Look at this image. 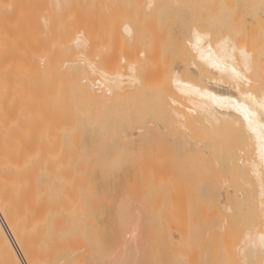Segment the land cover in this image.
<instances>
[{"label":"bare ground","instance_id":"obj_1","mask_svg":"<svg viewBox=\"0 0 264 264\" xmlns=\"http://www.w3.org/2000/svg\"><path fill=\"white\" fill-rule=\"evenodd\" d=\"M24 1H23V3L26 4L25 5L26 7L28 5H30V4H27L26 1L25 2ZM40 1H39V3H40ZM50 1H52L55 9H59V7H60V9L62 8V5H60L61 0H50ZM73 1H75V0H73ZM155 1L154 0H146L145 9L149 10L151 8V6H153V3ZM176 1H178V0H176ZM176 1H173L174 5L179 2V1L178 2H176ZM194 1H196V0H194ZM214 1L215 0H212V2L214 4H211L212 2H211V0H209L210 3L207 4V5L211 4L210 8H212V9L211 10L209 9V12L211 14L212 13L216 14L219 11V10L217 11V9H215L216 7L219 8V4H218L219 1L218 0H216L218 2H214ZM232 1L234 2V0L224 1V3L226 2L225 4H227V5L220 2L223 4V5L222 4L220 5V9L222 7L223 11L222 12H220L221 10L219 11L220 14L222 13L221 17L218 16L219 18H222V23L220 24L221 26L220 25L219 26L222 27V29L224 31L222 30L223 31L222 32L217 28L218 29L217 31L220 32L219 33L220 35L215 34L216 38H215L214 32L217 33V31L214 28H216L218 25L215 26L214 23L210 24V25L213 24L212 25L213 28L211 30V31H213V33L209 30L211 32V33L210 32L209 33H210V35L212 34L211 35L212 37L209 34H207V32H205V31L201 32L200 30H196V29L192 28L193 32H191L192 33L191 39H189V40L187 39V41H186L187 47H185V49L186 48L189 49V51L188 50L187 51L191 52L192 54H190L184 50L186 53H188V55L189 54H190V56L192 55L191 59L189 60L190 64H188V65H190V68L187 66L189 69L186 68V66H185L186 62L183 63L185 66V69L183 66L182 71L183 72L187 71L186 74H185V72L183 74L180 73L181 70L177 68V69H175V71L173 73H170V75H169L170 77L167 76L169 80H166L167 79L166 78L165 82H164V80H162L159 77L163 81V83H161L159 81L160 79H158V80L156 78L152 79V81H153L152 83L156 82V80H157V82H160V84H163V85L168 82V87H167L168 89L166 88L167 93H165V92L163 93L161 91H158V93L161 92L162 95L163 94H165V95L158 96V94H157V96H158V98H156L157 103L155 102V104L153 103L154 105L153 104L152 105L154 107H156L158 109V112L166 120H168L170 122L169 125H171V127H169V129H168V134H169L170 138L174 137L173 140L177 138L178 143L175 142L176 144H179V143L181 144V142L183 143V141H185L186 143H184V144L185 145L187 144L188 147L191 149L190 150L187 146H184V144L181 145V147L183 146L184 149L181 147L179 149H183L182 151H184L186 148H188V149H186L188 152H185L186 151L185 150L183 154H187V156H189L188 154H190V156L194 157V155L197 154V152H198V154L201 156V157L199 156L201 158V159L200 158L199 159L203 162L204 168L203 167L202 168L206 171L205 177L208 179L209 184H211L212 182H214V183L216 182L215 185L217 183H220V186L221 185H223V186L229 185V186H236L237 187V186L242 185L243 188H244V186H246L245 187L246 189H247V186H250V187L256 186L258 191L256 189L255 190L258 192V195L256 194L255 196H263L264 195V0H251V2H250L251 3V8H249L251 11L250 15L252 16V22H253V24H255V27H251L249 25V27L251 28V31H254V32H252L250 34L249 38H252L251 39L252 45L248 44L249 45L248 48H247V43H245L246 47L243 44L244 42H242L243 45L236 44V43H239L238 41H240V39L243 41V39H242L243 36L242 35L239 36L240 37V39H239L238 34L235 32L236 28L239 31L238 27L240 24H239V20H238L239 25H238V27H235V26H237V24H236V17H237L236 11L237 10L234 9V7H230L232 5ZM246 1L248 2V0H246ZM20 2H21L20 0H0V264H59V263L65 264L69 260L68 258H70V257L71 258H73V257L77 258L78 257V256H76V255H78V254H76L77 253L76 249L79 250V248H80L79 243H77V240L79 242L81 239L79 237V239H76V243L78 245L75 244L78 246V248H73V249H75L76 252H73L74 250H72V251L70 250V253H68L69 251L67 252V250H68L67 248H69L71 246L70 244H73V242H75V239H74V240H72L73 241L72 243L68 244V242L71 241V240H69V237H68L70 235L69 234L70 229H71V231H73L72 230L73 225L76 224L74 222L81 217L80 216L81 212L85 213V211H87V207H86L87 201L88 200L90 202L93 201V204H94L95 197H96V188L97 187H96V183H95L96 181L95 180L97 178L95 179V177L92 176V174H93L92 172H94V171H92V167L88 166L90 169L87 168V170L89 169L90 171L89 170L87 171L86 168H85V170H83V167H84L83 164H82L83 165L82 169L81 168L75 169L76 166L73 164V162H74L73 159H72L73 162L71 163L73 166L70 167L69 163H68V162H71V161H69L70 159H68V157L71 154L70 152H72L71 148H73V146L75 148V151L73 149V151L75 153L78 152L77 149L79 148V146H80L81 150H82V147L84 148L85 143L81 140V137H80L82 130L86 127V126L83 127V124L85 123L88 127L92 128V130H91V135H92L91 142L92 143L91 142L90 143L92 144V148H93V152H94L93 156L96 157V160L93 162L95 164V167H96V165L97 166L99 165V167H98V169H99L100 166L102 167L103 160L104 159L106 161L108 160L109 166H110V169H109L110 173H109L108 180L110 182L112 181L111 182L112 185H110V184L109 185H110V187L111 186L112 187H118L119 189L123 188L125 186H128V185H129V188H131L133 185H135V182L140 181V180L143 182L144 181L146 182L148 180L154 179L152 181V182H154L155 179H158L155 177L150 178L149 177L150 172L148 173V175L146 174V172L148 170L147 167L148 168L151 167V165L149 166V164L151 163L150 161L152 160V159H148L149 160L148 162H150V163H148V166L146 165L147 167L144 166L145 165L144 161L146 160L145 157H147L148 155L144 156V154H143V156H144L143 159H145V160L142 159L143 162H140V164H143V166L146 168L145 172H143L144 169H141V171H142L141 175L139 174V170H138L139 168L137 169L133 166L130 168L128 166L129 164H127V161H128L129 155L133 154L135 151L138 154H141L140 152L143 151L142 148L145 147L146 145L148 146V147L146 146L147 147V150H146L147 153L150 152V154H151V151L154 150V147L156 146V143H157L156 137H158L157 135H160L159 133L163 129H159V127L155 123V121L160 117V116L156 117L157 119L155 120V117H153V112L155 114L156 111H153V112L148 111L147 112L146 110L145 111L141 110L143 108L144 102L147 100V98H148L147 96L149 94L148 95L146 94L147 96H144L146 93L145 90H144L145 91L144 94H142L143 92L141 93V88H142L141 85H143V83H141V79H142L141 77H144V76L142 73L136 72L137 67H135V64L137 62L135 64L130 62L127 65V71L129 72L127 75H125V73H123V75H120L117 73L113 74L112 68L110 71L111 73L107 72L108 69H107V71H104L103 70V67H104L103 64L99 63L98 61H97L98 62L97 63L95 61L96 59L93 60L92 58H90L91 57L90 56L89 61L91 59L92 62L93 61L96 62V63L93 62V64L95 63V64H98V66H99V67L98 66L96 67L97 69L93 68L96 65L92 66L91 63H90L91 65H89L88 62L85 63L87 61L86 57H88V56L83 58L84 56L81 55L83 60L80 61L82 58H80V54H79L78 55L79 58H76V56H74V58L76 59V62L80 61L79 63H81V62H82L81 64L84 63L85 65H83V69L85 68L84 66H87L86 69H88V67L91 68V69L90 68L88 69V72L85 70L88 74L86 73L87 75H84L85 71L82 72L83 69L81 70L78 62L77 63L74 62L73 57H72L73 60H71L72 63L70 62L69 59H71V58H69L67 55H70L71 52L70 53L67 52L69 54L65 53L67 59L64 57L65 56L64 53L60 57V54H61V53H59L60 49L58 50L56 48L58 50V51H56L55 50L56 45H54V47L52 46L53 49H51V47L49 49L55 50L56 53L57 52L59 53V54H57V58L60 57V59L59 58L55 59V57L51 55L52 51L50 52L51 57L49 55H47L49 52L47 53V51H46L48 49V47L45 46V42H46V41L44 42L45 38L42 41H41L42 38H39L38 41L35 39L32 40L31 36L35 35L34 37H36L37 35L42 34V28L44 27L43 26L44 21L42 22V21H40V19H38L39 23L42 22L43 27L41 26V24L39 25V23H38V26L33 28V25L37 24L36 20L33 21V19H35V16L32 19L31 17L33 15H31V17H30V13L27 11L28 8H25L26 9L25 10L23 8L24 4L23 3L21 4ZM29 2H31V0L28 1V3ZM36 2H38V1H36ZM46 2H44V3L47 4L48 2L47 3ZM181 2H183V0ZM235 2H236V0H235ZM70 3L68 5V7L71 6ZM198 3H199V1H198ZM61 4H63V3H61ZM66 4L67 3H65V5ZM197 4H195L196 7H198ZM32 5H34V4L32 3L30 6H32ZM36 5H38V3H36ZM36 5H34V6H36ZM106 5H107V3H106ZM179 5H177V7ZM214 5H216V6H214ZM224 5H225V9L223 8ZM228 5H230V6H228ZM34 6H32L30 8L32 9ZM183 6H185V5H183ZM188 6H190V5H188ZM188 6H187V8H188ZM190 7L192 8V6H190ZM37 8H39V7H37ZM46 8H48V7H46ZM49 8H50V6H49ZM213 8L217 12L214 11ZM70 9H72V8H70ZM70 9H68V10H70ZM185 9L183 7V10H185ZM33 10H34V8H33ZM65 10H67V9H65ZM205 10H206V8H205ZM48 11L50 13V10H48ZM31 12L35 13L33 11H31ZM61 12L63 13L65 11L63 10ZM61 12L60 13L58 12V13L61 14ZM43 13H42V15H43ZM65 13H67V12H65ZM210 13L209 14L207 13V15H210ZM52 14H53V12H52ZM42 15H41V17H44V15L43 16ZM49 15H51V13ZM49 15H48V17H49ZM205 15H206V13L204 11L203 16H205ZM212 15H210L208 17L211 18V19L210 18L209 19L212 20V22H214V20L216 18L212 19L213 18ZM216 15H215V17H216ZM74 16H76V15H74ZM48 17H46V18H48ZM42 20H45V19H42ZM55 20H56V18H55ZM86 21H84V22H86ZM90 21H89V23H90ZM204 21H205V19H204ZM34 22H36V24H34ZM208 22L209 21H207V23ZM46 23H48V22L46 21ZM52 23H53V21H52ZM55 23H56V21H55ZM31 24H33L32 25V28H33L32 33H36L37 35L36 34L32 35ZM53 25H54V23H53ZM203 26L207 27V25H203ZM198 27H196V28L198 29ZM45 28H47V26H45ZM77 29H79V28H77ZM89 29H91V28H89ZM94 29H95V27H94ZM208 29H210V28H208ZM255 29H257V30H255ZM34 30H36V32H34ZM44 30H43L44 34L49 33V31H47L45 33ZM46 30H51V29L49 27V29H46ZM63 30H65V28ZM241 30H243V29H241ZM77 31H78V33L81 32L79 30H77ZM88 31H90V30H88ZM123 31L127 35H130V33H132L131 29L127 25H124ZM198 31H200V32H198ZM55 32H57V31H55ZM65 32H66V30H65ZM50 33H52V32H50ZM58 33H59V31H58ZM60 33H62V31ZM80 34H79V36H80ZM63 35H62V38H64ZM76 35L78 36V34H76ZM243 35H244V33H243ZM209 36L211 37L210 39H209ZM213 36H214V39H213ZM37 37H36V39H37ZM236 37H238L237 38L238 41L236 40ZM48 38H50V37L48 36ZM59 38H60V36H59ZM215 39H217V40H215ZM47 40H49V39H47ZM213 40H215V41H213ZM34 41H36V42H34ZM40 42H44V44H42ZM53 42H54V40H53ZM66 42H64V43H66ZM73 42H74L73 44L77 45V47H78V45H82V42H84V41L78 37V38H75ZM95 44H97V42H95ZM62 45H63V43H62ZM185 45H183V46H185ZM58 46H59V42H58ZM92 46H91V48H92ZM183 46H182V49H183ZM45 47H47V48H45ZM65 47H66V45H65ZM73 47H75V46H73ZM80 47H82V46H80ZM74 49H73V51H74ZM81 50H79V51H81ZM61 52H62V49H61ZM63 52H64V50H63ZM185 52H184V57H185ZM53 53H54V51L52 52V54ZM182 53H183V50H182ZM87 55H89V53H87ZM188 55L185 57L186 59H187V57H189ZM100 56H102V57H100L99 61L105 55L100 54ZM52 57H54V58H52ZM62 57H63V60L65 59L68 62L67 61L62 62L61 61ZM136 58H138V57H136ZM58 60H60V62ZM84 60H85V62H84ZM97 60H98V58H97ZM132 60H134V59L132 58ZM137 60L139 61V58ZM143 60H144V58H143ZM61 62H62V64H61ZM103 62H105V60ZM106 62L109 64L108 61H106ZM143 63H144V61H143ZM181 63L182 62H180L179 64H181ZM141 64H140V66H141ZM178 66L180 67V66H182V64L178 65ZM108 67L110 70V65ZM138 68H140V67H138ZM142 68L143 67L141 66V69ZM141 69H140V71H141ZM78 70H81V71H78ZM80 72H82V73L79 74ZM114 73H115V71H114ZM137 73L142 74L140 77L141 79H139V76ZM88 75H89V77H88ZM143 82H144V80H143ZM258 84H260L261 85L260 87L263 88V89H261V96H258L255 94V92H253L255 86ZM153 85L154 84H152V86ZM158 86H159V84L157 85L156 88H158ZM163 88H161V89H163ZM146 90H148V89H146ZM153 91H154V89H153ZM156 91H157V89H156ZM155 93H157V92H155ZM153 96H151V97L153 98ZM151 97H150V100H152ZM153 101H154V99H153ZM152 105H151V107H152ZM148 106H146V107H148ZM147 110H149V109H147ZM152 117H153V119H152ZM162 133L166 134V131L163 130ZM68 135H73V137H76L77 139H79L80 144H78V145L73 144L71 147L68 144L64 143L66 141V139L69 138V137H67ZM85 135H86V133H85ZM87 135H89V134L87 133ZM150 139H151V142H150ZM67 140H70V138ZM170 140H172V139H170ZM143 141L144 142L148 141L151 145H148L147 143H146V145L139 144V143H144ZM179 141H181V142H179ZM70 142H69V144H70ZM72 142H73V140H72ZM72 142H71V144H72ZM74 143H78V142L74 141ZM117 143L120 144V146L125 145L126 147H128L129 150H123V151L117 150V149H120V147H119V145H117ZM152 143H154L155 146ZM171 143H174V142L172 141ZM116 145L119 148H115ZM138 145H143V147H141V151H140V148L137 147ZM76 146H78V147L76 148ZM122 146H121V148H122ZM178 146L179 145H177V147ZM144 149H146V148H144ZM105 150L106 151L108 150V151L106 152ZM192 150L196 151V153L193 155H191L193 153ZM173 151H174V149H173ZM190 151H192V152H190ZM174 152H177V151H174ZM75 153H72V154L75 155ZM107 153H108V156L103 157L104 155L106 156ZM77 154L75 155L76 158H78ZM80 154L81 153H79V156H80ZM74 155H72V158ZM155 156L157 157V155H155ZM174 156H177V155H174ZM178 156L181 157L182 155L178 154ZM196 156L197 155H195V157ZM141 157H142V155L139 158H141ZM148 157L150 158V156H148ZM151 157H152V154H151ZM136 158L137 157L135 156V159ZM178 159H180V158L178 157ZM76 160L81 161L83 163V160L75 159V162H76ZM188 160H190V159L188 158ZM190 161H188V164L190 163ZM193 161H194V159L192 158V162ZM134 162H136V161H134ZM153 163H154V161L152 162V164ZM184 164L186 165V163H184ZM201 164L202 163H200V165ZM78 165L80 167L81 164L79 163ZM156 166H157V164H156ZM72 167H74V168H72ZM157 167H159V166H157ZM157 167H156V170H157ZM188 167H186V168H188ZM140 168H142V167H140ZM152 168L153 167H151V169ZM159 169H160V167H159ZM167 169H169V168H167ZM203 169H202V171H203ZM154 170L152 169L151 171L154 172ZM161 170L163 171V169H161ZM157 171H155V174H157L155 176H158V174H159V173H156ZM205 171L202 174L203 176H204ZM158 172H161V171H158ZM165 172H167V171H165ZM151 174H153V175H151V177L154 176V173H151ZM172 174H173V172H172ZM163 176H166V175L164 174ZM187 176H189V174ZM195 176H196V174H195ZM100 177H102L105 180V178H104L105 176H103V174H101ZM189 178H190V176H189ZM196 178L198 179V177H196ZM199 178H200V176H199ZM103 179H102V181H103ZM193 180H194V178H193ZM141 181H140V183H141ZM130 183H133L132 186L130 185ZM154 184L155 183H153V185ZM143 185L145 186V183ZM97 186H99V185H97ZM135 186H137V185H135ZM199 188L201 189V187H199ZM205 188H206V185H205ZM205 188L203 189L204 192L209 190V189L205 190ZM218 188L219 187L217 186L215 188V190ZM212 189H214V188L212 187ZM143 190H144V188L142 189L141 192H143ZM249 190H250V188H249ZM99 191H100V189H99ZM216 191H220V190L218 189ZM221 191H222V188H221ZM226 191H227V187L225 189V192ZM174 192H176V191H174ZM240 192H241V189H240ZM242 192L244 193V191H242ZM255 192H253V193H255ZM131 193H133V192H131ZM171 193H173V191ZM181 193H182V191H181ZM211 193L212 192L210 191L209 194H211ZM212 194H214V193H212ZM232 194H234V193H232ZM99 195H101V194L99 193ZM133 195H136V194H133ZM155 195L152 197L154 198ZM179 195H181V194H179ZM201 195L202 194L200 193L199 196H201ZM239 195H240V193H239ZM98 196L96 197V200H98V199L100 200L101 198L103 200V197H101V196H103V194L101 196H99L100 198H98ZM181 196H182L181 198H179V197L178 198L182 199L183 195H181ZM203 196L208 197V196H205V194H203ZM217 196H215L216 199H217ZM219 196H221V195H219ZM210 197H212V196H210ZM105 198H106V195H105ZM212 198H214V197H212ZM219 198L220 197H218V199ZM242 198H243V196H242ZM201 199H202V197H201ZM239 199H241V198H239ZM256 199H257V197H256ZM108 200H110V199H108ZM232 200H233V198H232ZM258 200L259 199H257V201ZM155 201H157V204H158L157 198ZM225 201L229 202L228 199ZM252 201H253V199H252ZM262 201H264V200H262ZM126 202H129V201L126 200ZM238 202H240V201H238ZM255 202H256V200H255ZM105 203H106V201H105ZM181 203H183V202H181ZM181 203L179 200L178 204L181 205ZM216 203H218V202H216ZM259 203H260V201H259ZM261 203H264V202H261ZM125 204L126 203L124 202V205ZM155 204H156V202H155ZM155 204H153V205H155ZM220 204H222V203H220ZM108 205H109V203H108ZM133 205H134V203H133ZM153 205H151V206L153 207ZM217 205L219 207V203ZM121 206H123V204ZM128 206H130V205H128ZM135 206H138V205H135ZM182 206H183V204H182ZM222 206L219 208L220 210H221ZM257 206H260V205L258 204ZM262 206H264V204L261 205V208H262ZM125 207H126V205H125ZM132 207H126V208L130 211V209ZM200 207H203V206H200ZM92 208H94V207H92ZM122 208L123 207H121V209ZM133 208L136 209V207H133ZM224 208H225V206H224ZM249 208H251V206ZM205 209H206V207H205ZM263 209H264V207H263ZM118 210H119L118 213H120L121 212L120 209H118ZM132 210H134V209H132ZM140 210H143V209H140ZM227 210H228L227 208H226V210H223V208H222V212H225V211L227 213H228V211L230 212V210H228V211ZM253 210H254V208H253ZM181 211H179V212L181 213ZM184 211H185V209H184ZM249 211H251V210H249ZM130 212H134V211H130ZM145 212H146V210L144 211V213ZM164 212H165V210H164ZM216 212L218 213V211H216ZM252 212H254V211H252ZM257 212H261V211H257ZM126 213L127 214H125V212H124L125 217H126V215L129 214L128 211H126ZM137 213L140 214L139 211H137ZM220 213L221 212H219V215H220ZM225 213H223V214H225ZM241 213L243 214V211ZM209 214L211 215V213H209ZM244 214L246 216V213H244ZM256 214H258V213H256ZM122 215H120V216L122 217ZM219 215H216V213H215L216 217ZM260 215H262V214H260ZM260 215H258L259 216L258 220L262 219ZM128 216L131 217L132 215L131 216L128 215ZM147 216L149 217V214ZM152 216L150 214V217H152ZM169 216L170 215H168V217ZM213 216L214 215H211L208 217L212 218ZM215 216L212 219H214ZM121 217H120V219H121ZM127 217H126V219L128 220L129 217L128 218ZM140 217L141 216L138 215L139 219H140ZM148 217H147V219H148ZM183 217H184V215L181 216V219ZM204 217L202 216V218H204ZM208 217H207V219H208ZM219 217H217L216 219L219 220ZM262 217L264 218L263 215H262ZM88 218H90V217L88 216ZM88 218H86V221ZM117 218H118V216H117ZM138 218H135V220ZM152 218H153V220L151 219V221L153 222V224H154V221L157 222V220H154V217H152ZM164 218H166V217H164ZM241 218H244V217H241ZM80 219H82V218H80ZM120 219L118 218L117 220H119V222H120ZM139 219H138V221H139ZM184 219L185 218H183L182 221ZM130 220H132V219L130 218ZM130 220H128L126 222V220L124 219L125 226L126 225L129 226L131 224V223L126 224ZM135 220L132 222L133 223L135 222L138 224V222H136L137 220L136 221ZM226 220H228V219H226ZM83 221H84V225H85V223L89 222V221L86 222L85 219ZM182 221H181V223H182ZM231 221H232V218H231ZM92 222H93V220H92ZM141 222H142V219H141ZM211 222H213V224L215 222V224H214V225H216L215 227H218L217 225L219 224V221L211 220ZM216 222H218V224ZM256 222H259V221L256 220ZM262 222H263V226H262L263 229L262 230H264V220L263 219L261 220V223ZM79 223L76 225L80 226L81 224L79 225ZM143 223H144V220H143ZM171 223H172V227L177 231L178 226L174 227L172 221H171ZM137 224H133V226L134 227L136 226L137 228L140 227L139 226L140 224H138V225ZM150 224H151V222H150ZM203 224H207V223H203ZM209 224H211V223H209ZM234 224H235V222H234ZM131 225H130V227H131ZM145 225H146V223H145ZM145 225L143 226V224H142V227L145 228ZM255 225H256V223H255ZM122 226L124 228H128V227H125L124 225H122ZM122 226H119V227L121 228ZM170 226L171 225L168 226L169 229H170ZM204 226H206V225H204ZM210 226L212 229L215 228V227H212V225H210ZM136 227H135V229H137ZM181 227H184V226H181ZM228 227H231L230 224ZM228 227H227V229H228ZM102 228H99V229H102ZM120 228H119V230L121 232H123L124 231V230L122 231L123 228L122 229H120ZM149 228H151V227H149ZM202 228H203V226H202ZM239 228L240 227H238V229ZM256 228H259V227L257 226ZM99 229L97 230L98 232L102 231V230L99 231ZM139 229H143V228H139ZM139 229H137L136 231L134 230L133 233L137 232L140 234ZM218 229H219V227H218ZM218 229H216V231ZM227 229H226V231H227ZM80 230H81V228H80ZM175 230H174V232H175ZM179 230H182V231H179L180 233L178 232L179 235L181 234V232H182L181 235H183L185 233L184 232L185 229L183 230L182 228L181 229L179 228ZM204 230L205 229L203 228V231H202L204 233L203 235H205V237H208V236H206ZM214 230H212V231H214ZM243 231L245 232V230H243ZM249 231L250 230H248V231L246 230L247 235H245L246 233L243 234L245 236L241 235V236H243L241 240L242 241L244 240V242H245V245L243 246V251H244V249L246 250L247 248L250 250L251 253L256 251L255 254L257 257H258L257 250L260 251L262 254V255H259L262 257V259L260 257V260H261L260 264H264V232H262L260 230L261 232L257 231V233H255L252 230V232H254V234L250 231L253 235H248ZM156 232H158L160 234L159 231H156ZM171 232H173V231H171ZM123 233H125V232H123ZM123 233H121V234L124 235ZM137 233H136V235H137ZM214 233H215V231H214ZM240 233H242V232L240 231ZM126 234H127V232H126ZM143 234L145 235V233L141 234L142 239H143ZM211 234H212V232H211ZM216 235L217 234H215V236ZM77 237H78V235H75V237H73V238H77ZM81 237H83V235ZM125 237H126V235H125ZM130 237L132 238V236H130ZM137 237L136 238L133 237L136 240V243H137V240L141 238L140 235H139L140 238L138 237V239H137ZM183 237H184V235H183ZM239 237H240V234H239ZM189 238H190V236L188 237V241L190 242L191 239H189ZM212 238H213V236H212ZM234 238H233V240H235ZM202 239H204V238L202 237ZM124 240L129 241V238L124 239ZM132 240H130V241H132ZM233 240H232V243H233ZM241 240H238V238H237L236 242L238 244H240V242H238V241H241ZM223 241H224V246H226L225 243H228L229 240L227 241V239H225ZM230 241H231V239H230ZM242 241H241V243H242ZM142 242H144V241H142ZM151 242L152 241H150V243ZM123 243H121L120 248L121 247L123 249L125 248V250L126 249L128 250L129 246L131 244H133L134 247L139 246V244L138 245L134 244L132 241L130 245H126L125 247H123ZM126 243H128V242H126ZM126 243H124V245ZM138 243H140V242H138ZM232 243H230V244H232ZM80 244H81V242H80ZM202 244H203L202 246L204 247V242ZM65 245L68 247H65ZM90 245H92V244H90ZM140 245H142V244L140 243ZM236 245L234 243L233 247H235ZM241 245L242 244H240V246ZM74 246H71V247H74ZM127 246H128V248H126ZM145 246L147 247V243ZM150 246H152V244ZM231 247H232V245H231ZM90 248H92V247H90ZM120 248H119V250H120ZM130 248H132V247L130 246ZM175 248H176V246H175ZM226 248L228 249L229 246L227 245ZM240 248H242V246ZM240 248H238L237 251H238V253H239V251L241 252L238 255H240L239 258H241V259L244 258V259H242L243 261L245 260L244 264H248V263L251 264L250 260L253 261L252 262L253 264L257 263V262H255V258L257 259V257L254 258L255 255L252 254L253 257L250 256L252 259H254V260H252L249 257V255H251V253H248L249 255H246L247 254L246 251H248V249L245 252H243L242 249L239 250ZM17 249L19 250L20 254L17 251ZM62 249L63 250L65 249L64 253H63ZM84 249L86 250V248H84ZM123 249H121L122 252H123ZM135 249H138V248L135 247ZM141 249H143V248H141ZM171 249H173V248H171ZM60 251H62V252H60ZM87 251L90 255V252H89L90 249ZM95 251L96 250L94 249V254H95ZM191 251H194V250H191ZM59 252L65 256H66V254H69L66 256L67 260L65 262L60 260V259L64 260L65 258H62L63 255L60 256L61 254H59ZM115 252H116V249H115ZM115 252H113V253H115ZM143 252H144V249H143ZM72 253L75 255H73ZM84 253H83V255H84ZM127 253H128V251H127ZM132 253L134 254V250H133V252L131 251L130 254H132ZM186 253H187V251H186ZM230 253H231V255H233L231 249H230ZM242 253L243 254L245 253L244 255L246 256V258L244 255H243V257H241ZM71 254L73 255V257ZM181 254H182V252H181ZM258 254H260V253H258ZM51 255H55L54 256L55 260L53 258H51ZM89 255L87 257L90 260L91 258L89 257ZM121 255H123V254H121ZM121 255L119 252L118 258H120ZM126 255H127L126 259H128V256H129L128 254L124 253L123 256H126ZM188 255L189 254H187V260L190 262L191 259H190V257H189L190 260L188 259ZM231 255H230V257H228V258H230L229 260L231 261V263H233V261H234L233 264H236L237 260L236 261L231 260L232 259ZM238 255H234V256H237V258H238ZM97 256H95V257L99 258V256L98 257ZM108 256H110V254H108ZM108 256H105V257H108ZM123 256H122V258H123ZM131 256L132 255H130L129 259L131 258ZM141 256H143V255H141ZM144 256H147V255L145 254ZM95 257H93V252H92V259L91 260L95 261L96 260ZM114 257H116V256H114ZM114 257H113V259H114ZM192 257H195V255ZM146 258L148 259V256ZM167 258H168V256H167ZM239 258H238V261H240ZM248 258L250 260H248ZM102 259H100L101 261L98 259L99 263H101V264H102ZM107 259L109 260V257ZM107 259H103V260L105 261ZM116 259H117V257L115 258V260H112V262H114V261L116 262ZM234 259H236V258H234ZM59 260L61 262H64V263H61ZM71 260H69V261L71 262ZM85 260H86V258H85ZM120 260H121V258H120ZM142 260L145 261V259H143V257H142ZM195 260H197V259H195ZM195 260H191V261L194 262ZM247 260H248V263H247ZM258 260H259V258H258ZM75 261H72L71 263L69 262V264H72L73 262L75 263ZM104 261H103V264H104ZM129 261L126 260L125 262H128L126 264H129V263L133 264L132 259ZM243 261H240V262H243ZM78 262L79 261H77V263ZM91 262L92 261H89L87 263V260H86L87 264H89ZM117 262H119V260H117ZM137 262H138V260H137ZM145 262L147 263L148 261H145ZM197 262H199V261H197ZM200 262H202V261H200ZM240 262H238V264ZM120 263H123V261H121ZM78 264H81V263H78ZM95 264H98L97 261H95ZM111 264H113V263H111ZM138 264H139V262H138ZM142 264H143V262H142ZM187 264H188V262H187ZM207 264H210V263H207Z\"/></svg>","mask_w":264,"mask_h":264},{"label":"rangeland","instance_id":"obj_2","mask_svg":"<svg viewBox=\"0 0 264 264\" xmlns=\"http://www.w3.org/2000/svg\"><path fill=\"white\" fill-rule=\"evenodd\" d=\"M21 2V4L23 3V1L24 0H20ZM26 1V3L27 4H34V5H36V3H38V5H36L37 7H39V8H37L36 6H34V5H32V6H34L33 8H34V10H33V8L31 9L30 7H32V6H30V5H28L27 7L25 6L26 4L25 3H23L24 4V9L25 8H28L27 9V11L30 13V17H31V15H33L31 18L33 19L34 18V16H35V19H33V21L34 20H36V22H37V24H36V22H34V24H36V25H33V24H31V33H32V29L33 28H35L36 26H38V23H39V21H38V19H40V21H44L43 22V26H42V22L41 23H39V25L41 24V26L43 27L42 28V34L41 35H37L36 33H32V35H34V34H36L37 36V39H36V37H34V36H31V38H32V40H37L38 41V39L39 38H42L41 39V41L42 40H44V38H45V40H44V42H45V46H47L48 47V49L51 47V49H53L52 48V46L54 47V45H56L55 46V50L56 51H58L59 49V53H61L60 54V57L63 55V53H64V57L66 58V54L65 53H67V52H71L70 53V55H67L69 58H71V59H69L70 60V62L72 63V61L71 60H73L72 59V57L74 58V56H76V58H79L78 57V55L80 54V58H82V56H84L83 58H85L86 56H88V57H86L87 58V61L85 62V60H84V62L85 63H89V65H91L92 64V66H94V65H96L95 67H93V68H96L97 66H98V64H95L97 61L99 62V63H102L103 64V70L104 71H107V69H108V71L107 72H110L111 71V68H112V72H113V74H120V75H123V73H125V75H127L129 72L127 71V65L130 63V62H132L133 64H135L136 62V64H135V67H137L136 68V72H139V73H142L143 74V76L144 77H141V75L142 74H139V73H137L138 74V76H139V79H141V83H143V85H141L142 86V88H141V93L142 94H144L145 93V91H146V93H145V95L144 96H147L148 94L150 95H148L147 97V100L144 102V106H143V108L141 109V110H146L147 112L149 111V112H153V111H156L155 112V114H154V112H153V117H155V120L157 119L156 117H159L156 121H155V123H156V125L159 127V129H163L164 131H166V134H163L162 133V131L163 130H161L160 131V135H157L158 137H156L157 138V143H156V146L154 145V143H152L155 147H154V150H152L151 151V154H152V157H151V154H150V152L149 153H147V145H146V143L148 144V145H151L148 141L146 142H144V143H139V144H143V145H146L145 147H143V145H138L137 147L138 148H140V151H141V147H143L142 148V152H140L141 154H138L136 151L133 153V154H130L129 155V157H128V161H127V164H129L128 166L131 168L132 166L133 167H135V168H139L138 170H139V174L141 175V173H142V171H141V169H144V171L143 172H145L146 171V168L145 167H147L148 166V163H150L149 164V166L151 165V167H153L152 169L154 170V172L153 171H151L152 169H151V167L150 168H148L147 167V172H146V174L148 175V173L150 174L149 175V177L150 178H153V177H155V178H158V179H155V181L154 182H152L154 179H151V180H148V181H141V183H140V181H137V182H135V185H137V186H135V185H133L132 186V184L133 183H130V185L132 186H130L131 188H129V185L128 186H125V187H123V188H118V187H110V185H112V181L110 182L109 180H108V178H109V173H110V166H109V161L107 160H103V164H102V167L100 166V168L98 169V167H99V165L97 166L96 165V167H95V164L93 163L95 160H96V157H94L93 156V154H94V152H93V148H92V142H91V138H92V135H91V130H92V128H90V127H88L85 123L83 124V127H85L83 130H82V133H81V140L85 143V145H84V148L82 147V150H81V148H80V146H79V148L77 149L78 150V152L79 153H81L80 154V156H79V153L77 154V153H75L74 151H75V148H74V146H73V148H71L72 150V152H70L71 154V156L69 155V157H68V159H70L69 161H71V162H68L69 163V166L71 167V166H73L71 163L73 162V160H74V162H73V164L76 166H74L75 167V169H82V166L84 165V167H83V170H85V168H86V170H87V168H89L88 166H90V167H92V171H94V172H92L93 174H92V176L93 177H95V183H96V197L99 195V193L102 195L103 194V196H101V195H99V196H101V197H103V200H102V198L99 200L98 198H100L99 196H98V200H96V197H95V201H94V204H93V201H87V205H86V207H87V211H85V213H82L81 212V214H80V218H82V219H78V220H76L74 223H76V224H78L79 222V225L80 226H78V225H76V224H74L73 225V231H71V229H70V235L68 236L69 237V240H71V241H69L68 242V244H70V243H72L73 241L72 240H74L75 239V242H73V244H70L71 246H74L75 244H77V243H79V250L78 249H76L77 250V253L76 254H78V255H76V256H78L77 258H74L73 257V255H75V254H71L72 255V257L73 258H68L69 260H71V262L72 261H75V263L74 264H78V263H81V264H85L86 263V260H87V263L89 262V261H92L91 263H89V264H95V261H97V263L98 264H101V263H99V260L100 259H102L103 257V259H107L108 257H109V260L107 259V260H103L102 259V264H103V261H104V264H111V263H115V264H126V263H128V262H125L126 260L127 261H129V260H131L132 259V263L133 264H138V262H139V264H142V262H143V264H187V262H188V264H207V263H210V264H233L234 263V261H233V263H231V261L229 260L230 258H228V257H230V255H231V253H230V249L232 250V254L233 255H231V260H237L236 261V264H238V262H240V261H243L242 259H244V258H239V256L240 255H238L239 253H241L240 251H239V253H238V251H237V249L238 248H240L241 246H242V248H240L239 250H241L242 249V251H243V246L245 245V242H244V240L242 241L241 239H242V237L243 236H245V235H247V232H246V230L248 231V230H250L251 232H252V230L255 232V233H257V231H259V232H264V230H262L263 228H262V226H263V222L261 223V220L263 219L264 220V218L262 217V215L264 216V209H263V207L264 206H262V208H261V205L262 204H264V203H261V202H264V201H262V200H264V195L263 196H255L256 194L258 195V189L256 188V186H247V189L245 188L246 186H244V188H243V186L241 185V186H229V185H226V186H223V185H221L220 186V183H217L216 185H215V183L214 182H210L211 184H209V182H208V179L205 177L206 176V171L203 169L204 167H203V162L200 160L201 158V156L198 154V152H197V154H195L196 153V151L194 152L193 150V153L191 154V155H193V154H195V155H197L196 157H195V155H194V157H192V156H190V154H188L189 156H187V154H183L184 153V151L186 150V149H188L189 147H188V145L186 144H184V143H186L185 141H183V143L181 142V141H179V142H181V144L179 143V144H176V143H178V140H177V138L176 139H174L173 140V138L171 137L170 138V136H169V134H168V129H169V127H171V125H169L170 124V122L168 121V120H166L159 112H158V109L156 108V107H154L153 105L155 104V102H156V98H158V96H160V95H162V93L161 92H165V93H167V87H168V82L167 83H165L164 85L163 84H160V82L161 83H163V81L162 80H164V82H165V79L166 80H169L168 79V77L167 76H169L170 75V73H173L174 71H175V69H180L181 71H180V73H184L185 72V74L187 73V71H182V67L184 66V62H186V64H185V66H186V68H190V65H188V64H190V59H191V57H192V55L190 56V54H192L191 52H188L189 51V49H185V47H187V44H186V41H187V39L189 40V39H191V35H192V33L191 32H193L192 31V28L193 29H196V30H200L201 32L203 31H205V32H207V34H209L210 35V33L212 32L213 33V31H211L212 30V28H213V24L212 25H210L211 23H214V25L215 26H219L221 23H222V18H219V17H221V14L219 13V11L220 12H222L223 10H222V7H221V9H220V5L223 3V4H225L224 3V1H228V0H218L219 1V8H215V9H217V11L214 9V11H216L217 13V15L216 14H211L210 12H209V9L211 10L212 8H210L211 6V4H214L213 2H212V0H211V4L210 5H207V4H209L210 2H209V0H198L199 1V3H198V1L196 0V1H192V0H183V2H181L182 0H178V1H176V0H154L155 2L153 3V6H151V8L149 9V10H147V9H145V7H146V5H145V3H146V0H75V1H73V0H61V3H63V4H61L60 3V5H62V8L60 9V7H59V9H55L54 8V6H53V3H52V1H50V0H31V2H29L28 3V1H30V0H25ZM24 1V2H25ZM36 1H38V2H36ZM39 1H40V3H39ZM48 3H47V2ZM63 1V2H62ZM66 1V2H65ZM173 1H176V2H178V3H176L175 5L173 4ZM186 1V2H185ZM218 1H214V2H218ZM35 2V3H34ZM44 2H46L47 4H45ZM52 4H51V3ZM71 2V3H70ZM181 2V3H180ZM192 2V3H191ZM220 2H222V3H220ZM251 0H248V2L246 1V0H236V2H235V0H234V2L232 1V5L230 6V5H228V6H230V7H234V9H236L235 11H236V24H237V26H235V27H238V25H239V27H238V29H239V31L237 30V28L235 29V32L238 34V37L239 36H243V41L240 39V37H239V39H240V41H238V37H236V40L239 42V43H236V44H240V45H243L244 44V46L246 45L245 43H247V48L249 47V45L248 44H251L252 45V38H249L250 37V34L252 33V32H254V31H251V28L249 27V25L251 26V27H255V24H253V22H252V16L250 15L251 14V11H250V9L249 8H251ZM44 5H43V4ZM65 3H67L66 5H65ZM69 3H70V5L71 6H69L70 8H72V9H70L69 7H68V5H69ZM82 3V4H81ZM106 3H107V5H106ZM186 3V4H185ZM191 3V4H190ZM198 3V4H197ZM73 4V5H72ZM75 4V5H74ZM155 4V5H154ZM180 4V5H179ZM195 4H197L198 5V7H196L195 6ZM201 4V5H200ZM217 4V5H218ZM222 4V5H223ZM235 4V5H234ZM177 5H179L178 7H177ZM183 5H185V6H183ZM188 5H190V6H192V8L190 7V6H188ZM225 5H227V4H225ZM225 5H224V9H225ZM234 5V6H233ZM23 6V5H22ZM45 6V7H44ZM49 6H50V8H49ZM187 6H188V8H187ZM214 6H216V5H214ZM44 7V8H43ZM46 7H48V8H46ZM101 7V8H100ZM183 7H184V9L185 10H183ZM196 7V8H195ZM202 7V8H201ZM209 7V8H208ZM213 7V6H212ZM30 8V9H29ZM36 8V9H35ZM44 10H42V9ZM53 8V9H52ZM67 9V10H65V9ZM201 8V9H200ZM204 8V9H203ZM205 8H206V10H205ZM38 9V10H37ZM68 9H70V10H68ZM243 9V10H242ZM247 9V10H246ZM26 10V9H25ZM41 10V11H40ZM48 10H50V13H51V15H49L50 13H49V11ZM59 10V11H58ZM65 11V12H67V13H65V12H61V11ZM77 10V11H76ZM79 10V11H78ZM191 10V11H190ZM198 12H197V11ZM249 10V11H248ZM31 11H33V12H35V13H32ZM38 11V12H37ZM40 11V12H39ZM45 13H43V12ZM60 13L61 12V14H59L58 12ZM69 11V12H68ZM75 11V12H74ZM201 11V12H200ZM204 11H205V13H206V15L205 16H203L204 15ZM43 13V15H44V17H41V15H42V13ZM52 12H53V14H52ZM57 12V13H56ZM80 12V13H79ZM193 12V13H192ZM37 13V14H36ZM195 13V14H194ZM207 13L209 14L210 13V15H212V19H214V18H216L215 20H214V22H212V20H210L211 18L210 17H208V16H210V15H207ZM220 14V15H219ZM37 15V16H36ZM40 15V16H39ZM42 15V16H43ZM47 15V16H46ZM48 15H49V17H48ZM74 15H76V16H74ZM215 15H216V17H215ZM39 16V17H38ZM60 16V17H59ZM219 16V17H218ZM46 17H48V18H46ZM66 17V18H65ZM75 17V18H74ZM52 20H51V19ZM55 18H56V20H55ZM59 18V19H58ZM84 18V19H83ZM200 18V19H199ZM210 18V19H209ZM251 18V19H250ZM42 19H45V20H42ZM50 21H49V20ZM73 19V20H72ZM78 19V20H77ZM88 19V20H87ZM94 19V20H93ZM204 19H205V21H204ZM221 19V20H220ZM61 22H60V21ZM69 20V21H68ZM86 21V22H84V21ZM91 20V21H90ZM238 20H239V24H238ZM46 21L50 24H48V23H46ZM52 21H53V23H54V25H53V23H52ZM55 21H56V23H55ZM82 21V22H81ZM89 21H90V23H89ZM95 23H94V22ZM204 21V22H203ZM207 21H209L208 23H207ZM211 21V22H210ZM79 22V23H78ZM88 22V23H87ZM92 22V23H91ZM99 22V23H98ZM206 22V23H205ZM52 23V24H51ZM83 23V24H82ZM98 23V24H97ZM218 23V24H217ZM46 24V25H45ZM48 24V25H47ZM76 24V25H75ZM78 24V25H77ZM87 24V25H86ZM196 24V25H195ZM32 25H33V28H32ZM90 25V26H89ZM124 25H127V26H129V28L131 29V32L132 33H130V35H127V34H125V32L123 31V27H124ZM203 25H207V27L205 26H203ZM45 26H47V28H45ZM52 26V27H51ZM62 26V27H61ZM77 26V27H76ZM92 26V27H91ZM199 26V27H198ZM216 27V28H214V29H216V31L219 29L220 31H222L223 29H222V27ZM243 26V27H242ZM49 27H50V29L51 30H46V29H49ZM56 27V28H55ZM60 27V28H59ZM91 28V29H89V28ZM94 27H95V29H94ZM196 27H198V29L196 28ZM65 28V30H66V32H65V30H63ZM69 28V29H68ZM77 28H79V29H77ZM208 28H210V29H208ZM218 28V29H217ZM250 28V29H249ZM45 29V30H44ZM55 29V30H54ZM79 30V31H81L80 33H78V31L77 30ZM94 29V30H93ZM204 29V30H203ZM213 29V30H214ZM241 29H243V30H241ZM43 30L45 31V33L47 32V31H49V33H47V34H44L43 33ZM54 30V31H53ZM62 31V33H60L61 31ZM88 30H90V31H88ZM211 32H210V31ZM250 30V31H249ZM255 30H257V29H255ZM55 31H57V32H55ZM58 31H59V33H58ZM64 31V32H63ZM86 31V32H85ZM200 31H198V32H200ZM224 31V30H223ZM222 31V32H223ZM34 32H36V30H34ZM50 32H52V33H50ZM55 32V33H54ZM84 32V33H83ZM88 32V33H87ZM93 32V33H92ZM210 32V33H209ZM57 33V34H56ZM92 33V34H91ZM220 32L219 31H217V33L216 32H214V35L215 34H218V35H220L219 34ZM243 33H244V35H243ZM64 34V35H63ZM67 36H66V35ZM71 34V35H70ZM76 34H78V36L76 35ZM79 34H80V36H79ZM90 34V35H89ZM236 34V35H237ZM254 34V33H253ZM50 37V38H48V36ZM51 35V36H50ZM56 35V36H55ZM62 35H63V37L64 38H62ZM83 35V36H82ZM85 35V36H84ZM212 35V34H211ZM210 35V36H211ZM217 35V36H218ZM59 36H60V38H59ZM77 36V37H76ZM88 36V37H87ZM209 36V39L212 37H210ZM34 37V38H33ZM68 37V38H67ZM80 38L81 40H83L84 42H82V45H78V47H77V45H75V44H73L74 42V39L75 38ZM219 37V36H218ZM49 39V40H47V39ZM88 40H87V39ZM215 38H216V35H215ZM58 39V40H57ZM60 39V40H59ZM66 39V40H65ZM69 39V40H68ZM208 39V40H209ZM213 39H214V36H213ZM218 39V38H217ZM217 39H215V40H217ZM53 40H54V42H53ZM56 40V41H55ZM64 40V41H63ZM212 40V39H211ZM215 40H213V41H215ZM40 41V40H39ZM49 41V42H48ZM59 42V46H58V42ZM67 41V42H66ZM212 41V42H213ZM246 41V42H245ZM251 41V42H250ZM34 42H36V41H34ZM44 42H40V43H42V44H44ZM48 42V43H47ZM53 42V43H52ZM64 42H66V43H64ZM95 42H97V44H95ZM241 42V43H240ZM242 42H244L243 44H242ZM47 43V44H46ZM50 43V44H49ZM62 43H63V45H62ZM70 43V44H69ZM73 44V45H72ZM186 44V45H185ZM65 45H66V47H65ZM84 45V46H83ZM93 45V46H92ZM183 45H185V46H183ZM58 46V47H57ZM73 46H75V47H73ZM80 46H82V47H80ZM91 46H92V48H91ZM182 46H183V49H182ZM47 47H45V48H47ZM77 47V48H76ZM246 47V46H245ZM44 48V49H45ZM58 50H57V49ZM68 48V49H67ZM75 48V49H74ZM82 50H81V49ZM46 50L47 51V55H49L50 56V52L52 51H54V53L52 54V52H51V55L52 56H54L55 57V59L57 58V54H59L58 52L56 53V51L55 50H51V49H49V50ZM61 49H62V52H61ZM72 49V50H71ZM73 49H74V51H73ZM63 50H64V52H63ZM79 50H81V51H79ZM84 50V51H83ZM182 50H183V53H182ZM187 51L188 53H190L189 55H188V53H186L185 51ZM73 51V52H72ZM76 52V53H75ZM82 54H81V53ZM184 52H185V57L188 55L189 57H187V59L184 57ZM56 53V54H55ZM69 53H67V54H69ZM73 53V54H72ZM85 53V54H84ZM87 53H89V55H87ZM55 54V55H54ZM75 54V55H74ZM84 54V55H83ZM96 54V55H95ZM100 54H104L105 56H103V58L99 61V59H100V57H102V56H100ZM187 54V55H186ZM82 55V56H81ZM59 56V55H58ZM71 56V57H70ZM91 56V57H90ZM51 57V56H50ZM54 57H52V58H54ZM60 57H58L59 59H60ZM89 57L90 58H92L93 60H95V61H93V62H95L94 64H93V62H92V60L90 59V61H89ZM105 57V58H104ZM136 57H138L139 58V61L137 60L138 58H136ZM142 57V58H141ZM57 58V59H58ZM83 58L80 60V61H82L83 60ZM97 58H98V60H97ZM132 58L134 59V60H132ZM143 58H144V60H143ZM67 59V58H66ZM110 61H109V60ZM130 59V60H129ZM141 59V60H140ZM105 60V62H103V61ZM184 60V61H183ZM59 62H60V60H58ZM61 61L62 62H66L67 60H63V57H62V59H61ZM79 61V62H80ZM106 61H108L109 62V64L106 62ZM129 61V62H128ZM142 61V62H141ZM143 61H144V63H143ZM189 63H188V62ZM62 62H61V64H62ZM68 62V61H67ZM74 62L75 63H77L76 62V59L74 58ZM73 62V63H74ZM78 62V64L80 65V68H81V70L83 69V65H85L84 63L83 64H81V63H79ZM97 62V63H98ZM180 62H182L181 64H182V66H178V65H181V64H179ZM91 63V64H90ZM106 63V64H105ZM141 64V66L143 67L142 69H141V66H140V64ZM82 65V66H81ZM88 65V66H89ZM106 65V66H105ZM110 65V70H109V66ZM101 66V65H100ZM176 66V67H175ZM185 66H184V69H185ZM188 66V67H187ZM85 68L83 69V71L82 72H84L85 70L88 72V69L90 68V67H88V69H86V67L87 66H84ZM99 67V66H98ZM121 67V68H120ZM138 67H140V68H138ZM175 67V68H174ZM105 68V69H104ZM188 68V69H189ZM91 69V68H90ZM97 69V68H96ZM140 69H141V71H140ZM187 69V70H188ZM81 70H78V71H81ZM94 70V69H93ZM85 71V73H84V75H87L88 73ZM90 71V70H89ZM114 71H115V73H114ZM189 71V70H188ZM82 72H80L79 74H81ZM87 73V74H86ZM111 73V72H110ZM88 77H89V75H88ZM141 77V78H140ZM162 79H160V78ZM170 77V76H169ZM145 78V79H144ZM148 78V79H147ZM151 78V79H150ZM153 78H156L157 80L158 79H160L159 81L160 82H157V80H156V82H154V83H152L153 81H152V79ZM150 79V80H149ZM143 80H144V82L146 81H148L147 83L145 82H143ZM155 81V80H154ZM157 83V84H156ZM145 84V85H144ZM152 84H154L153 86H152ZM159 84V86H158V88H156L157 87V85ZM167 84V85H166ZM148 85V86H147ZM151 85V86H150ZM156 85V86H155ZM140 86V87H141ZM164 88H163V87ZM261 85L260 84H258V85H256L255 86V88H254V90H253V92H255V94L256 95H258V96H261V89H263V88H261L260 87ZM144 87V88H143ZM147 87V88H146ZM149 87V88H148ZM160 87V88H159ZM260 87V88H259ZM161 88H163V89H161ZM167 88V89H166ZM143 89V90H142ZM146 89H148V90H146ZM153 89H154V91H153ZM156 89H157V91H156ZM161 89V90H160ZM145 90V91H144ZM163 90V91H162ZM140 91V90H139ZM152 91V92H151ZM158 91H161V92H159L158 93ZM149 92V93H148ZM155 92H157V93H155ZM154 93V94H153ZM147 94V95H146ZM152 94V95H151ZM157 94H158V96H157ZM154 95V96H153ZM163 95H165V94H163ZM162 95V96H163ZM151 96H153V98L151 97ZM161 96V97H162ZM150 97L152 98V100H150ZM153 99H154V101H153ZM153 101V102H152ZM154 103V104H153ZM157 103V102H156ZM152 105V107H151V105ZM149 105V106H148ZM146 106H148V107H146ZM145 108V109H144ZM147 109H149V110H147ZM157 109V110H156ZM159 114V115H158ZM158 115V116H157ZM153 117H152V119H153ZM162 121V122H161ZM164 123V124H163ZM161 124V125H160ZM88 127V128H87ZM87 128V129H86ZM85 131V132H84ZM85 133H86V135H87V133L89 134V135H85ZM165 133V132H164ZM67 137H69L70 138V140H67V139H69V138H67L66 139V141L64 142V143H66V144H68L69 146H71L72 147V145L73 144H80V140L79 139H77L76 137H73V135H68ZM77 139V140H76ZM170 139H172V140H170ZM72 140H73V142H72ZM172 142H174V143H171L170 141ZM176 140V141H175ZM72 142V144H71V142ZM74 141L76 142H78V143H74ZM69 142H70V144H69ZM91 142V143H90ZM150 142H151V139H150ZM176 142V143H175ZM175 144V145H174ZM184 144V146H187L188 148H186L184 151H182L184 148H183V146L181 147V145H183ZM117 145H119V147H120V149H117V150H121V151H123V150H129L128 149V147H126L125 145H121L122 146V148H121V146H120V144H118L117 143ZM116 145V147L115 148H119L118 146ZM177 145H179L178 147H177ZM78 146H76V148H77ZM183 148V149H179V148ZM125 148V149H124ZM144 148H146V149H144ZM174 149V151H177V152H174L173 151V149ZM73 149H74V151H73ZM190 149V148H189ZM166 150V151H165ZM191 150V149H190ZM106 151V150H105ZM108 151V150H107ZM106 151V152H107ZM146 151V152H145ZM163 151V152H162ZM192 151H190V152H192ZM185 152H188L187 150L185 151ZM189 152V153H190ZM72 153H75V155L77 154V156H78V158H76L75 157V155L74 154H72ZM105 153V152H104ZM146 153V154H145ZM158 153V154H157ZM143 154H144V156H150V158L147 156V157H145L146 158V160L145 159H143ZM178 154L179 155H182L181 157L180 156H178ZM72 155H74L73 156V158H72ZM138 155V156H137ZM142 155V157L141 158H139L140 156ZM155 155H157V157L155 156ZM159 155V156H158ZM173 155V156H172ZM174 155H177L180 159H178V157L177 156H174ZM185 155V156H184ZM108 156V153L106 154V156L104 155L103 157H107ZM135 156L137 157L136 159H135ZM187 156V157H186ZM200 156V157H199ZM184 157V158H183ZM186 157V158H185ZM80 159V160H83V163L81 162V161H77L76 160V162H75V159ZM84 158V159H83ZM95 158V159H94ZM188 158L191 160H188ZM192 158L194 159V161L192 162ZM200 158V159H199ZM67 159V160H68ZM73 159V160H72ZM135 159V160H134ZM139 159V160H138ZM142 159L143 160H145L144 162H145V167L143 166V164H140V162H143L142 161ZM148 159H152L150 162H148L149 160ZM141 160V161H140ZM190 161V163L188 164V161ZM196 160V161H195ZM134 161H136V162H134ZM154 161V163L152 164V162ZM186 161V162H185ZM78 162V163H77ZM130 162V163H129ZM197 162V163H196ZM81 164L80 165V167H79V165L78 164ZM139 163V164H138ZM147 163V164H146ZM184 163H186V165L184 164ZM192 163V164H191ZM195 163V164H194ZM200 163H202L201 165H200ZM77 164V165H76ZM83 164V165H82ZM106 164V165H105ZM131 164V165H130ZM155 164V165H154ZM156 164H157V166H159L160 167V169H159V167H157L156 166ZM92 165V166H91ZM105 165V166H104ZM140 165V166H139ZM147 165V166H146ZM154 165V166H153ZM164 165V166H163ZM157 167V170L158 171H161V172H158L157 170H156V167ZM162 166V167H161ZM185 166V167H184ZM189 166V167H188ZM198 166V167H197ZM201 166V167H200ZM74 167H72V168H74ZM140 167H142V168H140ZM155 167V168H154ZM169 168V169H167V168ZM186 167H188V168H186ZM203 167V168H202ZM97 168V169H96ZM197 168V169H196ZM203 169V171H202V169ZM90 169V168H89ZM88 169V170H89ZM151 169V170H150ZM161 169H163V171L161 170ZM196 169V170H195ZM87 170V171H88ZM99 170V171H98ZM189 170V171H188ZM90 171V170H89ZM109 171V172H108ZM155 171H157L156 173H159L158 174V176H155V175H157V174H155ZM165 171H167V172H165ZM205 171V173H204V176L202 175L203 174V172ZM165 172V173H164ZM172 172H173V174H172ZM95 173V174H94ZM97 173V174H96ZM99 173V174H98ZM106 173V174H105ZM151 173H154V176H152L151 177V175H153V174H151ZM194 173V174H193ZM199 173V174H198ZM101 174H103V176H105L104 178H105V180L102 178V177H100V175ZM166 175V176H163V175ZM175 174V175H174ZM189 174V176H190V178H189V176H187V175ZM195 174H196V176H195ZM162 175V176H161ZM174 175V176H173ZM193 177H192V176ZM199 176H200V178H199ZM161 179H160V178ZM196 177H198V179L196 178ZM183 178V179H182ZM187 178V179H186ZM193 178H194V180H193ZM101 179V180H100ZM102 179H103V181H102ZM203 179V180H202ZM98 180V181H97ZM187 180V181H186ZM197 180V181H196ZM109 181V182H108ZM201 181V182H200ZM204 182V183H203ZM99 183V184H98ZM145 183V186L143 185V184ZM149 183V184H148ZM153 183H155L154 185H153ZM203 183V184H202ZM206 183V184H205ZM110 184V185H109ZM141 184V185H140ZM194 184V185H193ZM97 185H99V186H97ZM101 185V186H100ZM147 185V186H146ZM201 185V186H200ZM205 185H206V188H205ZM208 185V186H207ZM108 186V187H107ZM171 188H170V187ZM197 186V187H196ZM205 188V190L207 189H209L208 191H203V187ZM219 187L218 189L220 190V191H216V190H218V189H216L215 190V188L216 187ZM223 186V187H222ZM229 186V187H228ZM135 189H134V188ZM167 187V188H166ZM199 187H201V189L199 188ZM211 189H210V188ZM212 187L214 188V189H212ZM225 187V188H224ZM226 187H227V191L225 192V189H226ZM144 188V190H143V192H141L142 191V189ZM200 190H199V189ZM221 188H222V191H221ZM224 188V189H223ZM232 188V189H231ZM243 188V189H242ZM249 188H250V190H249ZM99 189H100V191H99ZM129 189V190H128ZM141 189V190H140ZM170 189V190H169ZM178 189V190H177ZM231 191H230V190ZM240 189H241V192H240ZM246 189V190H245ZM257 191H256V190ZM103 190V191H102ZM132 190V191H131ZM257 192H255V191ZM99 191V192H98ZM125 191V192H124ZM173 191V193H171ZM174 191H176V192H174ZM181 191H182V193H181ZM210 191L212 192V193H214V194H209L210 193ZM242 191H244V193L242 192ZM106 192V193H105ZM117 192V193H116ZM131 192H133V193H131ZM180 192V193H179ZM202 194L201 196H199L200 195V193ZM207 192V193H206ZM253 192H255V193H253ZM98 193V194H97ZM170 193V194H169ZM217 193V194H216ZM224 193V194H223ZM232 193H234V194H232ZM239 193H240V195H239ZM252 193V194H251ZM133 194H136V195H133ZM156 194V195H155ZM179 194H181V195H183V198L182 199H179V198H181L182 196L181 195H179ZM194 194V195H193ZM203 194H205V196H208V197H204L203 196ZM207 194V195H206ZM209 194V195H208ZM229 194V195H228ZM236 194V195H235ZM247 196H246V195ZM105 195H106V198H105ZM116 195V196H115ZM155 195V197L157 198V200H158V204H157V201H155L156 200V198L154 197H152V196H154ZM171 195V196H170ZM179 195V196H178ZM218 195V196H217ZM219 195H221V196H219ZM227 197H226V196ZM239 195V196H238ZM253 195V196H252ZM108 196V197H107ZM197 196V197H196ZM199 196V197H198ZM210 196H212V197H214V198H212V197H210ZM215 196H217V199L215 198ZM223 196V197H222ZM232 196V197H231ZM242 196H243V198H242ZM246 196V197H245ZM179 197V198H178ZM201 197H202V199H201ZM204 197V198H203ZM218 197H220L219 199H218ZM254 197V198H253ZM256 197H257V199H259L258 201H257V199H256ZM169 198V199H168ZM207 200H206V199ZM210 198V199H209ZM223 198V199H222ZM226 198V199H225ZM232 198H233V200H232ZM238 198V199H237ZM239 198H241V199H239ZM246 200H245V199ZM262 198V199H261ZM108 199H110V200H108ZM127 201H129V202H126V200ZM155 199V200H154ZM216 199V200H215ZM228 199V201L229 202H227V201H225V200H227ZM237 199V200H236ZM252 199H253V201H252ZM261 199V200H260ZM108 200V201H107ZM125 200V201H124ZM154 200V201H153ZM179 200H180V203L181 202H183V203H181V205L180 204H178L179 203ZM183 200V201H182ZM206 200V201H205ZM211 200V201H210ZM223 200V201H222ZM242 200V201H241ZM245 202H244V201ZM255 200H256V202H255ZM105 201H106V203H105ZM126 203L125 205H126V207H136V209L135 208H131L130 209V211H134V212H130L126 207H125V205H124V202ZM220 201V202H219ZM222 201V202H221ZM232 201V202H231ZM238 201H240V202H238ZM251 201V202H250ZM259 201H260V203H259ZM91 204H90V203ZM104 202V203H103ZM155 202H156V204H155ZM216 202H218L219 203V207H218V203H216ZM224 202V203H223ZM108 203H109V205H108ZM128 203V204H127ZM133 203H134V205H133ZM220 203H222V204H220ZM239 203V204H238ZM101 204V205H100ZM123 204V206H121ZM153 204H155V205H153ZM170 204V205H169ZM178 204V205H177ZM182 204H183V206H182ZM211 204V205H210ZM230 204V205H229ZM237 204V205H236ZM241 204V205H240ZM247 204V205H246ZM260 205V206H257V205ZM108 205V206H107ZM128 205H130V206H128ZM135 205H138V206H135ZM151 205H153V207L151 206ZM206 205V206H205ZM223 205V206H222ZM240 205V206H239ZM94 207V208H92V207ZM97 206V207H96ZM143 208H142V207ZM155 206V207H154ZM200 206H203V207H200ZM215 206V207H214ZM222 206V208H223V210H226V208L228 209V210H230V212L228 211V213L226 212H222V208H221V210L219 209L220 207ZM224 206H225V208H224ZM227 206V207H226ZM242 206V207H241ZM251 206V208H249ZM121 207H123L122 209H121ZM205 207H206V209H205ZM217 207V208H216ZM248 209H247V208ZM256 207V208H255ZM259 209H258V208ZM154 208V209H153ZM181 208V209H180ZM201 208V209H200ZM246 208V209H245ZM253 208H254V210H253ZM118 209H120V213H118ZM132 209H134V210H132ZM140 209H143V210H140ZM184 209H185V211H184ZM213 209V210H212ZM256 209V210H255ZM146 210V212L144 213V211ZM164 210H165V212H164ZM168 210V211H167ZM181 211V213L179 212V211ZM202 210V211H201ZM246 210V211H245ZM249 210H251V211H249ZM125 212V214H127L126 213V211H128V215H132L131 217H129L128 215H126V217L128 218V220H130V218L132 219V220H130L128 223H126V224H132L133 222L132 221H134L135 220V218H138V215L139 216H141L140 217V219H139V221L141 222V219H142V222L140 223L139 221H138V219H136L135 221L136 222H138V224H140L139 226L140 227H136L137 229H139V228H143V229H139L140 231V234L139 233H137V235H136V233L134 232L133 233V231L135 230H137V229H135V227L133 226V224H137V223H133L132 225H131V227H130V225L128 226V225H126L125 226V223H124V219L126 220V222L128 221L127 219H126V217H125V214H124V212ZM137 211H139V213L140 214H138L137 213ZM143 213H142V212ZM212 211V212H211ZM216 211H218V213L216 212ZM243 211V214L241 213ZM252 211H254V212H252ZM257 211H261V212H257ZM150 212V213H149ZM172 212V213H171ZM219 212H221L220 213V215H219ZM131 213V214H130ZM135 215H133V214ZM154 215H153V214ZM165 213V214H164ZM185 213V214H184ZM202 213V214H201ZM209 213H211V215H214L215 216V213H216V215H219V216H217V217H219V220L218 219H216L217 217L215 216V218L214 219H212L211 217L209 218L208 216H211ZM223 213H225V214H223ZM241 213V214H240ZM244 213H246V216H245V214ZM256 213H258V214H256ZM122 215V217L120 216V215ZM138 214V215H137ZM149 214V217H150V214H151V216L152 217H154V220H157V222L156 221H154V224H153V222L151 221V219L153 220V218L152 217H148L147 215ZM184 215V217L183 218H185L183 221H182V219H181V216L182 215ZM208 214V215H207ZM223 214V215H222ZM253 214V215H252ZM257 216H256V215ZM260 214H262V215H260ZM168 215H170L169 217H168ZM177 215V216H176ZM181 215V216H180ZM227 215V216H226ZM241 215V216H240ZM252 215V216H251ZM258 215H260L261 216V218L262 219H260V220H258V218H259V216ZM88 216L90 217V218H88ZM117 216H118V218L120 219V217H121V219L123 220H121L120 219V222H119V220H117L118 218H117ZM137 216V217H136ZM180 216V217H179ZM193 216V217H192ZM202 216L204 217V218H202ZM249 216V217H248ZM251 216V217H250ZM256 216V217H255ZM135 217V218H134ZM147 217H148V219H147ZM164 217H166V218H164ZM168 217V218H167ZM207 217H208V219H207ZM234 217V218H233ZM241 217H244V218H241ZM86 218H88L87 219V221H89V222H87L86 221ZM170 218V219H169ZM177 220H176V219ZM231 218H232V221H231ZM249 218V219H248ZM85 219V221L87 222V223H85V225H84V220ZM167 219V220H166ZM169 219V220H168ZM223 219V220H222ZM226 219H228V220H226ZM235 219V220H234ZM243 219V220H242ZM248 219V220H247ZM251 219V220H250ZM254 219V220H253ZM92 220H93V222H92ZM143 220H144V223H143ZM211 220H217V221H219V224H218V222H216L218 225V227H219V229H218V227H215L216 225H214L215 224V222H214V224H213V222H211ZM245 220V221H244ZM256 220L257 221H259V222H256ZM148 221V222H147ZM171 221L173 222V226L174 227H177L178 226V230L176 231L173 227H172V223H171ZM181 221H182V223H181ZM228 221V222H227ZM231 221V222H230ZM241 223H240V222ZM243 221V222H242ZM249 221V222H248ZM254 221V222H253ZM123 222V223H122ZM150 222H151V224H150ZM222 222V223H221ZM226 222V223H225ZM234 222H235V224H234ZM92 225H91V224ZM145 223H146V225H145ZM170 223V224H169ZM178 225H177V224ZM195 223V224H194ZM203 223H207V224H203ZM209 223H211V224H209ZM253 223V224H252ZM255 223H256V225H255ZM94 224V225H93ZM121 224V225H120ZM137 224V225H138ZM142 224H143V226L145 225V228L147 229H145L144 227H142ZM175 224V225H174ZM181 224V225H180ZM203 224V225H202ZM229 224H230V226L231 227H228L229 226ZM232 224V225H231ZM238 226H237V225ZM249 224V225H248ZM261 226H260V225ZM122 225H124L125 227H128V228H124ZM152 225V226H151ZM156 225V226H155ZM169 225H171L170 226V229L168 228V226ZM204 225H206V226H204ZM210 225H212V227H215V228H211V226ZM235 225V226H234ZM251 225V226H250ZM119 226H122L121 228L119 227ZM148 228H147V227ZM181 226H184V227H181ZM202 226H203V228L205 229L204 231H205V234H206V236H208V237H205V235H203L204 233L202 232L203 231V228H202ZM234 226V227H233ZM259 227V228H256V227ZM103 227V228H102ZM149 227H151V228H149ZM226 227V228H225ZM227 227H228V229H227ZM238 227H240L239 229H238ZM252 227V228H251ZM80 228H81V230H80ZM99 228H102V229H99ZM119 228L120 229H122V231L123 232H125V233H123V232H121L120 230H119ZM130 228V229H129ZM179 228L181 229H185L184 230V237H183V235H181L182 234V232H181V236L179 235V231H182V230H179ZM237 228V229H236ZM248 228V229H247ZM261 228V229H260ZM99 229V231L100 230H102V231H100V232H98L97 230ZM126 229V230H125ZM145 229V230H144ZM150 229V230H149ZM156 229V230H155ZM202 229V230H201ZM211 229V230H210ZM215 229V230H214ZM216 229H218L217 231H216ZM226 229H227V231H226ZM231 229V230H230ZM245 230V232L243 231V230ZM255 229V230H254ZM258 229V230H257ZM75 230V231H74ZM144 230V231H143ZM174 230H175V232H174ZM212 230H214L215 231V233H214V231H212ZM233 230V231H232ZM257 230V231H256ZM261 230V231H260ZM89 231V232H88ZM142 231V232H141ZM156 231H159L160 232V234L158 233V232H156ZM170 231V232H169ZM171 231H173V232H171ZM201 231V232H200ZM237 231V232H236ZM240 231L242 232V233H240ZM249 231V233H248V235H253L254 234V232H250ZM126 232H127V234H126ZM130 232V233H129ZM150 232V233H149ZM179 232V233H178ZM211 232H212V234H211ZM217 232V233H216ZM233 232V233H232ZM101 233V234H100ZM121 233H123L124 235H122ZM132 233V234H131ZM142 233H145V235L143 234V239H142V236H141V234ZM153 233V234H152ZM189 233V234H188ZM201 233V234H200ZM219 233V234H218ZM229 233V234H228ZM231 233V234H230ZM237 233V234H236ZM246 233V234H245ZM129 234V235H128ZM210 234V235H209ZM215 234H217L216 236H215ZM228 236H227V235ZM233 234V235H232ZM239 234H240V237H239ZM243 234H245V235H243ZM75 235H78V237L77 238H73V237H75ZM83 235V237H81ZM125 235H126V237H125ZM139 235H140V237H139ZM150 235V236H149ZM161 235V236H160ZM213 236V238H212V236ZM241 235H243V236H241ZM123 236V237H122ZM129 236V237H128ZM130 236H132V238L130 237ZM138 236L140 239H138V237H137V239L139 240H137V243H136V240L134 239V238H136V237ZM190 236V238L189 239H191V241L189 242L188 241V237ZM79 237L81 238L80 239V241L78 242V240H77V243H76V239H79ZM134 237V238H133ZM150 237V238H149ZM202 237L205 239H202ZM219 237V238H218ZM226 237V238H225ZM235 239V240H233V238ZM71 238V239H70ZM122 238V239H121ZM128 239L129 238V241H127V240H124V239ZM149 238V239H148ZM166 240H165V239ZM187 238V239H186ZM215 238V239H214ZM227 239V241L229 240L230 241V239H231V241L229 242L228 241V243H225V245L226 246H224V241L223 240H225V239ZM229 238V239H228ZM237 238H238V240H241L242 241V243H241V241H238V242H240V244H242L241 246H240V244H238L237 242H236V240H237ZM240 238V239H239ZM133 239V240H132ZM202 239V240H201ZM210 241H209V240ZM222 239V240H221ZM244 239V238H243ZM125 242H124V241ZM130 240H132L133 241V243L134 244H139V246L137 247V246H135L136 248H138V249H135V247H134V245L133 244H131V242L132 241H130ZM165 240V241H164ZM232 240H233V243H232ZM122 241V242H121ZM142 241H144V242H142ZM148 241V242H147ZM150 241H152L151 243H150ZM188 241V242H187ZM80 242H81V244H80ZM126 243V242H128V243H126L125 245H124V243ZM138 242H140L142 245H140V243H138ZM204 242V247L202 246L203 243ZM226 242V241H225ZM244 242V243H243ZM121 243H123V247H125L126 245H130L132 248H130V246H129V249L127 250H125V248L123 249L122 247L120 248V245H121ZM145 243V244H144ZM146 243H147V247L145 246L146 245ZM230 243H232V244H230ZM234 243H235V245L238 247H233V245H234ZM67 244V245H68ZM87 244V245H86ZM90 244H92V245H90ZM152 244V246H150V245ZM154 244V245H153ZM179 244V245H178ZM78 245V244H77ZM77 245H75L74 247H69V248H67L68 250H67V252L68 253H70V250L72 251V250H74L73 252H76L75 251V249H73V248H78V246ZM144 245V246H143ZM227 245L229 246V248L227 249L226 247H227ZM231 245H232V247H231ZM69 246V245H68ZM68 246H66L65 245V247H68ZM172 246V247H171ZM175 246H176V248H175ZM181 248H180V247ZM224 246V247H223ZM90 247H92V248H90ZM152 247V248H151ZM179 247V248H178ZM246 247V246H245ZM72 248V249H71ZM82 248V249H81ZM84 248H86V250L84 249ZM88 248V249H87ZM119 248H120V250H119ZM126 248H128V246L126 247ZM134 248V249H133ZM141 248H143L144 249V252H143V249H141ZM171 248H173V249H171ZM191 248V249H190ZM204 248V249H203ZM226 248V249H225ZM247 248V247H246ZM86 251H84V250ZM90 249V255H89V253H88V251L87 250H89ZM94 249L96 250L95 251V254H94ZM115 249H116V252H115ZM118 249V250H117ZM121 249H123V252L121 251ZM134 250V254L132 253V254H130L131 253V251L133 252V250ZM141 249V250H140ZM177 249V250H176ZM181 249V250H180ZM184 251H183V250ZM210 249V250H209ZM248 249V248H247ZM246 249V250H247ZM63 250V249H62ZM65 250V249H64ZM63 250V253L65 252ZM81 250V251H80ZM93 250V251H92ZM191 250H194V251H191ZM229 250V251H228ZM236 250V251H235ZM245 249H244V251L243 252H245L246 251ZM17 251L19 252V250L17 249ZM79 251V252H78ZM93 252V257H95V256H99V258H96L95 257V261H93V260H91L92 259V252ZM127 251H128V253H127ZM148 251V252H147ZM179 251V252H178ZM182 252V254H181V252ZM186 251H187V253H186ZM210 251V252H209ZM249 251V252H248ZM248 251H246V255H249L248 253H251L250 252V250L248 249ZM60 252H62V251H60ZM59 252V254H61ZM82 252V253H81ZM85 252V253H84ZM113 252H115V253H112ZM119 252H120V255L121 254H123L124 255V253L125 254H128L129 256H128V259H126V257H127V255L126 256H123V255H121L120 256V258H121V260H120V258H118V255H119ZM184 252V253H183ZM194 252V253H193ZM256 252V251H255ZM255 252H253V253H251V255H249V257L251 256V257H253V255H255L254 256V258L255 257H257L256 256V254H255ZM83 253H84V255H83ZM88 253V254H87ZM110 254V256H108V254ZM118 253V254H117ZM210 253V254H209ZM236 253V254H235ZM258 253H260V254H258ZM19 254H20V252H19ZM80 254V255H79ZM87 254V255H86ZM107 254V255H106ZM116 254V255H115ZM147 255L148 256V259L146 258L147 256H144V255ZM187 254H189L188 255V259H189V257H190V259L191 260H195V259H197V260H195L194 262H192L190 259V262L187 260ZM193 254V255H192ZM229 254V255H228ZM245 254V253H244ZM243 253L241 254L242 256L241 257H243V255H244ZM253 254V255H252ZM63 254H61L60 256H62ZM67 255H69V254H66V256ZM70 255V256H71ZM83 255V256H82ZM89 255V257L91 258L90 260L88 259V256ZM95 255V256H94ZM130 255H132L131 256V258L129 259V257H130ZM134 255V256H133ZM141 255H143V256H141ZM191 255V256H190ZM195 255V257H192V256H194ZM203 255V256H202ZM209 255V256H208ZM234 255H238V258H239V260L240 261H238V258H237V256H234ZM257 255H258V257H257V259L255 258V262H257L256 264H260V257L261 256H259V255H262L261 254V252L260 251H258L257 250ZM54 256L55 255H51V258H53L54 259ZM59 256V257H60ZM66 256L65 255H63V257L62 258H65L64 260L63 259H60V260H62V261H66L67 259H66ZM85 256V257H84ZM97 256V257H98ZM105 256H108V257H105ZM114 256H116L117 257V259H116V262L114 261V262H112V260H115V258L116 257H114ZM122 256H123V258H122ZM167 256H168V258H167ZM233 256V257H232ZM245 256V255H244ZM58 257V258H59ZM112 257V258H111ZM113 257H114V259H113ZM142 257H143V259H145V261H148L147 263L145 262V261H143L142 260ZM203 257V258H202ZM250 257V259H252ZM50 258V257H49ZM83 258V259H82ZM85 258H86V260H85ZM199 258V259H198ZM234 258H236V259H234ZM245 258H246V256H245ZM258 258H259V260H258ZM74 259V260H73ZM78 259V260H77ZM80 259V260H79ZM99 259V260H98ZM147 259V260H146ZM227 259V260H226ZM249 258H248V260H250ZM261 259H262V257H261ZM55 260V259H54ZM53 260V261H54ZM59 260V261H60ZM68 260V261H69ZM117 260H119V262H117ZM125 260V261H124ZM137 260H138V262H137ZM221 260V261H220ZM248 260H247V263H248ZM252 260H254V259H252ZM258 260V261H257ZM66 262L65 264H69V262ZM77 261H79L78 263H77ZM101 261V260H100ZM107 261V262H106ZM109 261V262H108ZM121 261H123V263H120ZM197 261H199V262H197ZM200 261H202V262H200ZM52 262V261H51ZM61 262V261H60ZM64 262H61V263H64ZM70 262V263H71ZM85 262V263H84ZM130 262V261H129ZM145 262V263H144ZM192 262V263H191ZM197 262V263H196ZM244 262H245V260L243 261V262H240L239 264H244ZM250 262H251V264H253L252 262L253 261H251L250 260ZM72 263V264H73ZM86 263V264H87ZM131 263V262H130ZM129 263V264H130ZM60 264V263H59ZM249 264V263H248ZM255 264V263H254Z\"/></svg>","mask_w":264,"mask_h":264}]
</instances>
